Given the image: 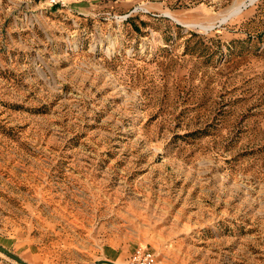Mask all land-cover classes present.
Returning a JSON list of instances; mask_svg holds the SVG:
<instances>
[{"label":"rangeland","instance_id":"obj_1","mask_svg":"<svg viewBox=\"0 0 264 264\" xmlns=\"http://www.w3.org/2000/svg\"><path fill=\"white\" fill-rule=\"evenodd\" d=\"M0 246L264 264V0H0Z\"/></svg>","mask_w":264,"mask_h":264},{"label":"built area","instance_id":"obj_2","mask_svg":"<svg viewBox=\"0 0 264 264\" xmlns=\"http://www.w3.org/2000/svg\"><path fill=\"white\" fill-rule=\"evenodd\" d=\"M154 261L153 255L148 250L135 249L133 255L130 257L129 264H152Z\"/></svg>","mask_w":264,"mask_h":264},{"label":"water","instance_id":"obj_3","mask_svg":"<svg viewBox=\"0 0 264 264\" xmlns=\"http://www.w3.org/2000/svg\"><path fill=\"white\" fill-rule=\"evenodd\" d=\"M0 253H2L3 255H5L6 257L12 259L13 261H15L18 264H28L26 262H24L20 257H18L17 255H15L14 253L7 251L5 248L0 246ZM94 264H116L115 262H110L108 260H98L95 261Z\"/></svg>","mask_w":264,"mask_h":264}]
</instances>
